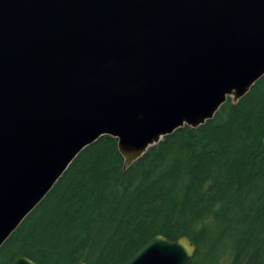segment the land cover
<instances>
[{"label": "water", "instance_id": "95a60500", "mask_svg": "<svg viewBox=\"0 0 264 264\" xmlns=\"http://www.w3.org/2000/svg\"><path fill=\"white\" fill-rule=\"evenodd\" d=\"M262 75L264 0H0V245L100 136L127 168ZM194 252L156 234L122 264Z\"/></svg>", "mask_w": 264, "mask_h": 264}, {"label": "trees", "instance_id": "16d2710c", "mask_svg": "<svg viewBox=\"0 0 264 264\" xmlns=\"http://www.w3.org/2000/svg\"><path fill=\"white\" fill-rule=\"evenodd\" d=\"M263 127L264 75L127 168L100 136L0 245V264H122L156 234L187 236L189 264H264Z\"/></svg>", "mask_w": 264, "mask_h": 264}]
</instances>
